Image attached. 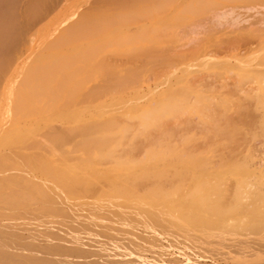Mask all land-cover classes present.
Returning a JSON list of instances; mask_svg holds the SVG:
<instances>
[{"label": "rangeland", "instance_id": "rangeland-1", "mask_svg": "<svg viewBox=\"0 0 264 264\" xmlns=\"http://www.w3.org/2000/svg\"><path fill=\"white\" fill-rule=\"evenodd\" d=\"M49 1L50 0H48V2ZM56 1H58V2H55L56 4L51 3L52 5H50V7H49L51 9V6L53 8V6L55 5V8L52 9L53 11L51 10L52 14L50 15V18L45 16V15H49L48 13H50L49 12L50 9L48 8V6H46L47 7L46 10L43 9V8H45L44 7L45 4L48 2L46 0L45 1L41 0L39 2L41 9L38 11V16L39 15L41 16V17L39 16L40 20H42V16H43V20L44 19H46V20H44V22H41L39 20V18H37L36 20H38V22H35V23H39V21H40L41 24H39L40 25L39 27L43 26V29L45 28L44 31L42 28H40V30L42 29L41 33H40V30H39V27L37 26V24H34V25H36L35 27H37V28H33L32 26L29 28L28 26L24 25L26 27L25 28L23 26L24 27L23 29L25 30V33H23V37H24L23 40L25 39L26 43L24 44V47L22 48V50L19 52V59L23 58L24 62H23V60H20L18 62L19 59H18V52H17L15 54L17 57H15V60L13 59V61H15V62H13L11 60L12 57H14L15 55L11 56L10 60H11L12 66L9 62L7 63V61H9V59H7V61H6V65H7L8 69L6 68V65H4L5 69H7V71L10 69L9 70L10 72H9V74L6 73L7 74L6 76L8 78H6L5 81H4L5 78L3 79L2 77H0V84H1L0 85V91L4 90V92L0 93V96H1L0 97V108L2 109V110L0 109V136L3 137L6 135V138H9V137H7V136H9V134L14 135L16 133H20V130H22L21 133L23 131H24V133H30L29 136H34V137L39 136L38 137L39 139L36 138V141L40 140V142H43V141H50L49 137H52V139H58L56 136L62 135L63 137H60V138L64 139V141L66 143H68V144L65 143L66 145L64 144L65 146H62V147L67 148L69 150L72 149L74 151V148L72 146H75V148H77V147L79 148L80 145L85 140L88 139L86 137L90 136V138H92V140H93V138H95V136L96 137L98 136L96 132H98V134L102 133L101 131H100V133H99V131L94 132L98 128L95 130L92 129L93 132H92V130H91L92 133L89 131L90 134L87 133V135L88 134L89 135L85 137L83 135V132H82V134H79V133H81V132H79L81 129L80 130L78 129L74 132L72 127L74 126L75 122L78 124V122L80 121L79 125L81 124L83 127L85 126L84 129H83V127H81L82 130H84V132H87L86 129H88V127H90V125L94 126L95 124H96V126L99 125L98 126L99 130L104 129L105 127H104L103 123H105V121H103V123H101V122H102V120H104L105 116H102L103 117V118L101 117L102 119L100 118V116L104 114L103 112L105 110L109 109L108 107H112L111 103L114 101H118L119 99L124 100V98L128 99V100L130 99V102L132 101L131 103L137 104V108L143 107V109H145L146 106L149 105L151 102L150 103L148 102V104L144 103V102L145 101H151L153 98H154L153 100H155L156 102H159L158 103L159 105L157 104L158 106L156 105V108H158L162 104H164V106L168 105L167 104L168 102L166 103V101L168 99L171 101V103H174V104L176 102H177L176 104H178L179 101L181 100L183 103V106H185V107H181L182 108L181 111L179 110V112H178V109H177L178 107H176V105H174L176 108H173V109H176L177 113H175L176 110H174L173 113H171V111L168 109V112H167L168 114L167 113L166 114L169 116L164 114L165 118L169 117L168 119H165V121H164L165 122L164 124H166L164 126V128L165 127L168 128V130L166 131V134L167 133L168 134L166 136V142L165 143L167 145H174V147H175L174 150L176 151L177 154L181 153L182 151L184 152V154H185V151H187L186 153L193 152L195 154V157L191 158V157H189L190 155L187 154L188 155L187 157L189 158V160H187L188 158H186V160L189 161V164L187 162L186 167L188 168L190 166V164H192L191 162H193V161L197 163V164L195 163L194 166L201 164L203 166L201 171L203 173H205L204 174L205 177L208 180H210L211 183H213L216 180V177H220V178L222 177L221 175L220 176L216 175L218 173L219 169H220V173H222L224 175L229 170L232 171L233 173L236 171L235 172L236 174L234 173L232 176L230 174L227 175L228 174L227 173L225 175L226 181H225V179H223L224 177H222V180L220 179V181L223 185L222 188H224L225 183L227 184L226 186L229 185L227 188H224V191L227 193L228 196L226 194H223L222 197L228 202V206L230 209L228 211H225L226 210L225 208H228V206L227 207L225 206V205H227V203L226 204L222 203V201H225V200L221 199L222 200L221 202L219 200L218 203H216V197H214V195H213V197L210 198V195H209V201H211L209 204L213 203L212 206H214V207L216 204L218 206L222 205L221 207L225 209V210H223V212L220 216V217H222L221 219H224L225 221L221 222L220 220H218V218H220L218 216V214L220 215L221 212H218L215 208V209H213L214 211L212 210L214 212V214L211 211V213L213 215L210 218H208V220L211 219L210 223H207L208 220L206 221L205 218H207L208 215H210V214L206 215V211L201 209V211H200L201 213H199V212L198 213L200 215L203 214L200 217L201 218L203 217L205 219L204 221H206V224H208V226H206L205 222L202 221L203 218L200 219L198 217L197 223H198V220H201V222L204 223V225L206 226V228H204L205 226L202 223H200L201 224V226H199L200 229H198L197 227H192V226H191L192 229H190V227L187 229L184 225L179 226L181 224L178 225L177 222H175L171 219L167 220L168 218L165 220H162L165 217L162 216L164 218H161L160 216H157L159 214L156 210H155V212L157 213V215H155L156 213H153L150 215L152 217H146V215L144 217L145 210L141 212V210L139 209V211L141 213H143L142 217L145 218V219L142 218L143 221L144 220L147 221L148 219L153 218L154 220L152 219L151 221H153V224L156 222L155 223L156 225L154 224L156 227H158L157 225H159V230H157L158 228H156L155 226L153 227V225H151V227H153V229H151L150 226H149L150 227L149 228L147 226L148 224L146 223L147 224V225H145V227L147 226L146 232H148V228H149V231L153 232V234L150 232L147 234H144L145 233L143 231L144 228L142 229V227H140L141 230H139V228H138V230L136 232H139V234L142 238H146L144 235L152 234V235H148L147 240L150 237H151V239H153V238L156 239L152 242L154 244V247L156 245L155 251L153 252V254L155 252H156V254L157 253L159 254V255L157 254L158 256H160V254H161V256H160L161 259H156L159 264H162V263L167 264L169 262L168 260L171 259V257H172V260H176V259L179 260V261H177V260L176 261L180 264L181 263L182 264H201V263L204 264L205 262H206V264H214V263L215 264H220V263L221 264H243L246 261L249 262V260H250L249 257H247L246 258L247 260H246L245 257H240V256L234 255L235 257L234 256H229V257L224 256V257H222V258H224L222 260L220 257L218 258V260L216 258L215 260H216V262H218V263H216L215 260L213 259V258H215V256L213 258L209 257L208 254L205 253V251H202L201 249L192 248V245H190V246L188 245L190 242L187 243L186 241H190V239L196 240L198 235L204 241H207L208 238L211 241H213L212 236L214 238H215V236H219L220 238L218 237V239H220V240H226L225 237L226 238L230 237L228 239H232V237L234 235H235V237H233V239H237V237L239 239H240V237H241V239H244V238L250 239V238H254L255 236L260 237V238L264 237V78H263L264 77V64H262L264 62V0H119V1L118 0H86V1L85 0H65V1L64 0H61V1L56 0ZM135 1H136L137 5H136V3H133ZM109 2L111 3V5L109 4ZM66 5L67 6L70 5L71 7L70 6L67 7ZM118 5H119V8L116 9L115 7H118ZM168 5L170 7H168ZM133 7L136 10H134ZM105 8H107V10H105ZM55 9L56 10L59 9V10L56 11ZM119 9H120V11H119ZM141 9L143 10V12ZM200 9L202 10V12H200ZM150 10H152L153 12ZM135 13L136 14L138 13L139 16L137 17L138 14L136 15ZM190 13H193V14L190 15ZM90 14H92V15H90ZM96 14H97V16H96L97 19H100V20L101 19L103 20L102 15L105 14L106 18L107 19L109 18L108 19L109 23L106 22L107 25H104L103 21L104 20L107 21V19H105V18L103 21L102 20L101 21L96 20L95 19ZM141 14L144 17H142ZM57 15H59V16H57ZM80 15H82V17L84 15L87 18L90 16L91 19L90 18L89 19L95 20V23H94V21H89V22H92V24L93 25L95 24L96 26L94 25L93 26L94 28L91 27L92 25L90 27H88L90 24L88 22H85L87 24H84L86 27L84 25L82 27L81 24H79L81 26V27L78 26V29H77L79 31L78 32L79 34H77V31H76V34H73L71 36V39H70V35H71L70 33H75V32H73L74 30L72 28L75 25L77 28V24L79 22L78 18H80ZM131 15H133V16H131ZM192 15H194V16H192ZM64 16H66V17H64ZM116 16H118L117 17L118 19L115 18ZM155 16H156V18H155ZM57 17L58 18L60 17L59 18L60 20L59 19L56 21L54 20L56 24L58 23L56 25L50 19H52V18L57 19ZM75 17H77V18L75 19ZM112 17H113V20H110ZM87 18L86 19L82 18L81 22H84V20L87 21L88 20ZM114 19L116 20V23H115ZM141 19L143 21H141ZM47 20L51 21V22L49 21V24L54 23V25H52V24H51L52 26L48 25ZM127 20H129V21L127 22ZM97 21H98V23H97ZM159 21H162V22H159ZM75 22H77V24H75ZM99 22H103L102 25L104 26L105 29L108 26L107 31L104 28L102 29L100 27L101 23H99ZM112 22H114L115 26L113 25ZM126 22L128 24H131V25H128ZM42 23L43 24L45 23L44 24L45 26ZM67 23H69L70 25L72 24L71 25L72 27H69L70 25H66ZM151 23H152V25H151ZM153 23H156L157 25H155ZM150 25H151V27H148ZM159 25H160L161 30L159 28L157 29V27ZM173 25L174 26L176 25V26L174 27ZM112 26L115 29L112 30V28H113ZM50 27L51 28L53 27L54 31ZM56 27H57V29H56ZM87 27L89 28L88 30L86 29ZM143 27H146L147 30ZM172 27H174V28H172ZM48 28H49V31L47 30L48 32H46L45 30ZM62 28L64 31L62 30ZM65 28L67 30L71 28V31L72 30L73 31L71 32L70 30H68L69 32H67V30ZM76 28L74 27V29H76ZM82 28H84L86 31H84V29H82ZM90 28H93V30H90ZM100 28H101V30H100ZM109 28L111 30V33H109V31H110V30H108ZM139 28H141L142 30H140ZM148 28H150V29H148ZM26 29L27 30L31 29L32 31L29 30L26 32ZM34 29H36V30H34ZM37 29L39 30V32H37ZM95 29H97V30H95ZM151 30H152V32L153 31H155V32L151 33ZM33 31H35L34 37L37 39L32 38L33 33H31V32H33ZM51 31H52V35L49 34V32L51 33ZM93 31H94L93 34L96 36V38H94L95 36L92 34ZM95 31H97L98 34ZM124 31H125V33H124ZM28 32L31 34L28 35L29 34ZM36 32L38 33V35ZM43 32L45 34L48 33L49 35L46 34L47 35L46 36ZM62 32H63V34H62ZM86 32H87V34H86ZM66 33L67 34L69 33V35H67V36H69L68 39L71 40L70 44L68 46L66 44L69 43V42H67L69 40L64 35ZM89 33H91V34H89ZM99 33H103V34H99ZM126 33H127V35H126ZM155 33H157V34L155 35ZM43 34L45 36H43ZM59 34L60 35L62 34V36L59 37ZM88 34L90 36H88ZM56 35L58 36V38ZM78 35H80V36H78ZM97 35H100L101 37L97 36ZM103 35H105V36H103ZM147 35H148V38H147ZM154 35L155 36L159 35V37H157V38L159 39L158 41H160V42H158L156 40L157 38L154 37ZM63 36H65L66 38L65 37L62 38ZM107 36H109L110 38ZM73 37L75 39H73ZM91 37H92V40H91ZM162 37H163L164 41H161ZM164 37L168 40H166ZM54 38H55V40H54ZM32 39H33V41H31ZM57 39H59V40H57ZM60 39L63 40V42L62 41L60 42V45L62 43L66 42L65 44H63V47H62L63 49L61 48L62 45L61 46L59 45L60 48H57L59 46L56 45V44H59L58 41H60ZM65 39H67V40H65ZM97 39H98V41H97ZM124 39H126V41ZM127 39L129 42H131V44L133 42H138V43H135V45L134 44L130 45L129 42H127ZM130 39H131V41H130ZM134 39L135 40L137 39L138 41L137 40L135 41ZM104 40L110 41V43H112L113 45L112 44L110 45V43L108 44V41L106 42ZM165 40H166V42H165ZM169 40H171V41H169ZM72 41H73V43H72ZM96 41H97V43H96ZM100 41H103V42H101L98 45V43ZM120 41H122V42H120ZM92 42L96 43V45L94 43L95 47H92V44H93ZM123 42H125V43H123ZM147 42H149V43H147ZM119 43L121 46L124 44H126V45L121 47L119 45ZM53 45H54V47L56 45V48H53L54 50L52 51ZM76 45H78L79 47H76ZM105 45H106V47H105ZM109 46H111V47H109ZM148 46H150L151 48ZM26 47H27V49H26ZM32 47H33V49H32ZM43 47H44V49H48V50L47 51L42 50L41 48H43ZM87 47H89V49ZM132 47L134 49L136 47L138 50L137 53H136V50L134 51L135 52L134 55L135 56L137 55L136 56L137 59L134 58V55L131 54L132 51H131V53L129 52ZM138 47H139V49H138ZM146 47L148 48V49H146L147 52L143 50ZM149 48H150V50L151 49L153 50V51L151 50L152 52H154V51H156V52H154L152 55L151 54L152 52H150ZM160 48H162V49L160 50ZM40 49L42 50V53H41ZM56 49L58 50V52ZM66 49H68L69 51H66ZM86 49L88 50V52ZM103 49H104V51H103ZM158 49L160 51H158ZM59 50L61 52L60 54H59ZM82 50H83V52H81ZM119 50H121L120 51L121 54L120 53L117 54V52H119ZM142 50H143L144 55L146 53L148 54V52H149L151 54V56L149 55L151 58H148L149 57L148 55H145L143 58L142 57L143 54L141 53ZM111 51L113 53H111ZM124 51H126V52H124ZM54 52H55V54H54ZM89 52H90V54H89ZM123 52L128 54V55L126 54L127 57L125 56V54ZM22 53L24 54L23 57H22V55H23ZM72 53H74L75 56H73ZM76 53L77 54L79 53L80 56L77 55ZM81 53L85 56H82ZM95 53H96V55L98 53V55L95 56ZM47 54L48 55H50V54L56 55L57 57L56 56L53 57L56 60L54 59V61H53V58L51 56H49L50 57L49 58ZM58 54H59V56L61 55L60 56L61 58H64L66 55H68V57L66 56V58L63 59V60L66 59L65 62H67L68 64L65 63L63 65V63H64L63 60L60 58L62 61L61 62L60 59H57V58H59ZM27 55H28V57H27ZM39 55L43 56V57H41V60L39 58H37V60L34 61L33 59H35L36 56L39 57ZM46 55L49 59L46 57ZM130 55L132 58H134L133 60L131 57H129ZM62 56H64V57H62ZM76 56H78L79 58H77ZM103 56H104V59L102 58L103 62L101 63L99 61V59ZM69 57L72 59H70ZM93 58H96V60ZM76 59H79L78 62H81V63H75V62H77ZM72 60H73V62H72ZM83 60L84 61L91 60V61H90V63H88L89 61L85 63ZM31 61H33V62H31ZM51 61H53V62H51ZM82 61L86 64V67H88V70L91 69V71H93V72L90 71V73H88L89 76L87 75V72H89L87 70V68L83 67V69L86 70V73H85L82 70V68L80 69L78 67L84 73L83 75L82 74L80 75L79 73H82V72L79 71L78 68H76L77 66L82 67L85 65L84 63H82ZM96 61H97V63L98 62L99 63L98 64L96 63V65L93 64V62H96ZM20 62H23V63H20ZM37 62L39 65L37 64ZM46 62H48V63H46ZM55 63L58 64V68H60V67L62 68L63 66L69 65V69H68L69 72L65 71V69L68 68L67 66L62 68L63 69V72H62V69H60V70L57 69V65H55ZM109 63L112 67H115V68L109 70L110 69V68H108ZM8 64L11 66V68L8 66ZM41 64L44 66H42ZM45 64H47V65L51 64V66L49 65V67H47V65L45 66ZM79 64H81V65H79ZM59 65H63V66L59 67ZM74 65L75 66L77 65V66L74 67ZM101 65H103V67H104V68L102 67L103 69L101 68ZM105 65L107 67H105ZM110 65H109V67H110ZM12 67L14 69L13 71L16 72L15 74L12 73ZM29 67H32V68H29ZM33 67H35V69H34L35 71L33 70V72H32L31 69H33ZM98 67H100V68H98ZM25 68L26 69L28 68V69L26 70ZM74 68H76V70ZM5 69L3 67V74H1L0 76H2V75L5 76L4 72H7ZM17 69H19V72ZM23 69L26 70L25 72H27V71L29 72V69H30L31 72L27 73V75H26L23 73V71H24ZM46 69L49 73L48 72L45 73L46 71L44 72V70H46ZM71 69H72V71H71ZM129 69H131V71ZM179 69H181V70H179ZM20 71H22L21 74H20ZM100 71L102 73H100ZM106 71L107 72L109 71L111 73L107 74ZM60 72H62V73H60ZM77 72L79 75L77 74ZM58 73H60V74H58ZM63 73H66L65 77H63L61 75ZM73 73H75L76 75L75 74L72 75ZM91 73L94 74L93 77H90ZM116 73H117L118 77L116 76ZM10 74H11V76H10ZM28 74L33 75V76L32 75L31 76L33 77L35 82L33 81V79ZM48 74L50 77L48 76ZM96 74L98 75V77ZM172 74L174 77L172 76ZM46 75H47V77H49V78H47V80L45 77ZM63 75H65V74H63ZM70 75H71V77H70ZM120 75L126 76V77H128V76L134 77L132 79V81L134 80V82L132 83L130 80H128L129 77L126 79H125V77H123L124 78L123 79V78H121ZM21 76L23 78L22 82H24L23 80H25V82H28V80H29V82L33 81L34 84L37 83V84H35V85H37L36 87L39 88V86H40V88H39L40 90L33 85V82H32V86L30 85L31 83L28 82L29 86L26 83V85L23 87L25 82L23 84H21L22 82L18 81V77L20 79ZM35 76H36V78H35ZM84 76H85V78H87V80H86V82L83 83L84 86H83V84L81 86L80 85L82 82L81 78H83ZM100 76H101V78H100ZM29 77H30L31 81H30ZM69 78L71 79V81L73 80V83H75L74 87H73L72 82H70V81L68 82V80H70ZM168 78H169V80H168ZM48 79H49V81H48ZM11 80L13 83L11 82ZM76 80H78V81L75 82ZM80 80H81V82H80ZM109 80L112 82V84L114 83L115 86H118L119 89H122L121 90L122 92L119 93L118 88L116 90V89H112L111 86L109 87V85H110V83H108ZM102 81H108V82H106L107 83L106 86H108V87L104 86L102 84ZM261 81L263 84L260 83ZM2 82H5V83L10 82V83L5 84ZM19 82H21V83H19ZM78 82H79V84H77ZM186 82L189 84H187ZM46 83H48L49 86ZM125 83L129 84V86H131L130 87L131 89L128 87H125V86H127V85H125ZM184 83H185V85H184ZM96 84L101 85V86H99V88H97L95 86ZM4 85H7V87L10 89L11 92ZM79 85L82 89L80 87L77 88V86H79ZM1 86L5 87L7 89L2 88ZM13 86H14V88H13ZM17 86H18V88H17L18 92H20L22 90L20 92V93H22L21 95H19L20 93L16 94V95L13 93V92L16 93V91H14V90L16 89ZM26 86L28 88L32 87V89H31L32 93H31L30 88H29V94L32 96L31 98H30V95L27 93L28 90H27ZM132 86H134V87H132ZM35 88L38 89L37 90L38 92L36 91ZM155 88L160 89V90H158V93H159L158 97H157V90ZM165 88L167 90L170 88L171 89L168 90V92H167V90ZM177 88H182L183 90L177 89ZM190 88H191V90H190ZM12 89H13V91H12ZM34 89H35V91H33ZM73 89H76V90L81 89V90H78L80 92V93L78 92L79 93L78 94L77 91H74ZM86 89H88L87 90L88 93H86ZM132 89L133 90L137 89V90L134 93V91ZM154 89H155V92L153 91ZM173 89H175L176 92H178V93H176L175 90H173ZM112 90H114V91L116 90V92L118 91V93L121 94L122 96L120 95V98H119V96H118L119 94L118 93H112ZM164 90H166V91H164ZM179 90L184 91L183 92L184 97L182 95V96H180V99H178V97H179L178 94H180ZM39 91H41V93ZM44 91L47 93L43 94ZM67 91L70 94V96L67 95L68 94V93H66ZM141 91H143L144 93H141ZM163 92H167V93H163ZM185 92H187V93H185ZM25 93L28 94L29 99L33 98L35 100L39 99L40 97L38 98V96L40 94H42L43 96L39 99V101L40 100H42V101H40L39 105L37 104L39 102L36 103V101L33 99L29 100L27 98L28 101H26V98L23 97V95ZM136 93L142 95L141 96L143 99V100L141 99L142 102L139 100L141 97L139 95H137ZM152 93H154V94L156 93V94L154 95ZM12 94H14V95H12ZM109 94H110V96L112 94V97H110ZM113 94H115V95H113ZM116 94H118V95H116ZM167 94H172L174 99L175 100L177 99L178 101L173 102L174 99L168 98L169 96ZM7 95L8 96L12 95V96L9 97V99H7V100L1 99ZM144 95H146V96H144ZM8 96H7V98H8ZM24 96L27 97V95H24ZM50 96H51V98L53 97L52 99H54L55 102L53 100L51 101ZM67 96H69L70 98H68ZM194 96H196V97L202 96V98H199V99L197 98L198 100H196L194 98ZM109 97H110V99H109ZM117 97H118V100L116 99ZM145 97H147V98H145ZM160 97L161 98L167 97V100H164V102H162L163 100L162 101L160 100L162 103V104H160V101H157V100H159ZM11 98H14V99H11ZM16 98H17V100H15ZM113 98H115V99H113ZM156 98H157V100H156ZM69 99H71V100L74 99V100L71 102V100H69ZM112 99H113V101H111ZM146 99H148V100H146ZM185 99H187V100H185ZM200 99H202V100L199 101ZM5 100L6 101L9 100L8 101L9 103L8 102L6 103ZM81 100H82L83 104H81ZM85 100L86 101L88 100L91 102L86 103ZM15 101H19L20 108L17 106L18 104L16 105V108H17V110L18 109L20 110V113H16L17 115L13 116V114L15 113V112L12 113L13 110L15 109L13 107V105L15 106V104H16ZM29 101H31V102L34 101V104L33 103L32 104L34 105V107L36 106V109L38 108L37 111H35V110L31 111L30 110V109H32V105H30L31 103H29ZM125 101H127V100H125ZM139 101H140V103H139ZM193 101L194 102L199 101V102L194 103ZM221 102H223L224 104L222 103V105H220ZM4 103H6V105ZM88 103L89 104L91 103L90 107L91 108L93 107L92 109L89 107ZM95 103L97 106L95 105ZM100 103H101V106H100ZM141 103H143V104H141ZM155 103H153V105ZM191 103H193L195 106H193ZM196 103H199V104L196 105ZM200 103H202V105ZM206 103L210 106L211 109H209V111L211 113H205L204 111L202 112V110H206V109H204V106H203V104L205 105ZM103 104L108 106L107 108H105L106 106L104 107L105 110L103 109ZM180 104H181V102H180ZM141 105H143V106H141ZM198 105H200V106H198ZM172 106H171V108H172ZM202 106H203V109H200V108H202ZM10 107H13L14 109L13 108L11 109ZM25 107H26V109H25ZM41 107H44V108H42V110L38 111L39 108H41ZM153 107L155 108V106H153ZM181 108H179V109H181ZM227 108H229V109L227 110ZM27 109L33 113H37V112L38 113L36 115L33 113L32 114L30 113L31 116L33 115L32 117L29 115L26 116L28 114V113L26 114ZM75 109L77 111H81V112H77V111H75ZM93 109H95V110H93ZM173 109H171V110H173ZM17 110H16V112H17ZM44 110H45V112H44ZM102 110H103V112H102L103 114L101 113ZM109 110H111V109H109ZM187 110H189L190 112ZM112 111L113 110L109 111L110 112L109 114L112 115V113H113ZM116 111L117 110H114L115 113H113V114H115L114 115V117L116 119L115 123L116 124L118 123L117 125L120 128H122L123 126L125 127L126 124L128 125L129 124L128 122H130V124H132V127L135 126L136 123L138 124L136 126H139L137 118H135V119H137V121L135 120L136 123L134 121H131V120H134V118H131L130 121H128V120L126 121V120H123V119H126V117L122 113H120L119 111L118 112L120 113V115L117 114ZM184 111H186V113L188 112L189 114L187 113L188 115H186V113ZM197 111H201V112L199 113ZM207 111H208V109H207ZM39 112H41V113H39ZM59 112L60 113L62 112L61 116L64 118L59 116V114H60ZM90 112H92V113L90 114ZM181 112L185 113V117H187V116H189V117L185 118L183 115H181ZM72 113H73V115H72ZM190 113L192 115H190ZM38 114L40 115V117L38 116ZM171 114H174V116H176V114L177 115L180 114L181 116L178 115L177 117L173 118L172 117L173 115H171ZM203 114H205L206 117H209V114H211L214 118L212 116L210 118L213 119L214 123L213 122L211 123L210 120H207ZM207 114H208V116H207ZM19 115H22L21 116L22 118L19 119V117H20ZM91 115L93 116V118ZM111 115H110V118L112 117ZM198 115H200L201 117ZM41 116H44V118L43 117L41 118ZM182 116H183V119H182ZM76 117H77V119L75 120ZM107 117H109V116H107ZM107 117L105 118L106 120H107ZM202 117L205 118L206 120L204 119L205 120L204 121L202 119ZM95 118H96V120H95ZM21 119H23V120H21ZM37 119L38 120L40 119L39 120L40 122H37ZM100 119H101V122H100ZM174 119L175 120L177 119V120L175 121ZM227 119H228V121H227ZM5 120L6 121L8 120V121L5 122ZM41 120H42V122H41ZM85 120H88V121H85ZM92 120L95 121L96 123L91 122ZM206 121H209V122H207L208 124L205 123ZM24 122H26V123H24ZM121 122H122V124H121L122 127L119 125V123H121ZM173 122H176V124ZM183 122H185V123L183 124ZM84 123H85V125H84ZM172 123L176 126H174ZM58 124H59V128H57ZM214 124H216L215 125L216 127L214 126ZM231 124H232V126H231ZM20 125H22V126L20 127ZM39 125H40L39 128L41 130L37 127ZM45 125H47V129H46V127H44ZM48 125H50V127L53 125L52 126L53 129L51 128L52 130H54L53 132L50 131V129H49L50 127ZM4 126H5V128H3ZM41 126L43 128H41ZM80 126H79V128H80ZM228 126H229V129H228ZM234 126H236V127L234 128ZM238 126L240 127L237 130L238 133H232V132H234V130L236 131ZM18 127H20V130L17 131L16 128H18ZM74 127H76V126H74ZM132 127L129 129L127 127H125V128H127L128 132H129L132 129ZM175 127H176V129H175ZM202 127H206V128H202ZM55 128H56V130H55ZM67 128L70 129L69 130L70 132L67 131ZM76 128H78V126ZM4 129L5 130L8 129L7 131L9 133L7 131H4ZM133 129H137V127L133 128ZM170 129H173V131L171 130L169 132ZM226 129H228V131ZM1 130H3V131H1ZM29 130H30V132H29ZM175 130H177V131H175ZM55 131L59 132V134L55 133ZM204 131L206 132V134H204L205 133ZM49 132H50V135L52 132L51 136H49ZM67 132H69L70 134ZM24 133H23V135H24ZM53 133H55L57 135L55 136V135H53ZM71 133H72V135H71ZM153 133H154L153 135H155V136H157L158 133L161 134V132L156 130V129H153ZM174 133L176 134V136ZM129 134H131V133H128V135ZM236 134H237V136H235ZM69 135H71L70 137H72V138L74 136V139L69 140L70 139ZM128 135H127V138H128ZM168 135H170L169 138H168ZM202 135H203V137H202ZM92 136H94V137H92ZM240 136H241V139L239 138ZM185 137L186 138L192 137V138L184 141V139H186ZM127 138L124 139L126 142L122 140L120 144L122 146L126 144L124 147L129 148L131 146V141H130V139L127 140ZM79 139H80V143H78ZM178 139L179 140L182 139V141H184V143H183L184 147L180 146L181 143L178 141ZM41 140H43V141H41ZM61 141H63V140H61ZM141 141H139V138H135L132 142H133V144L138 143L142 146V145H144V142H143V140H141ZM219 141H222V142L219 143ZM72 142H73V144H72ZM123 142H124V144H122ZM236 142H238L239 144H237ZM217 143H219L218 146H216ZM221 143H223V144H221ZM122 146L118 145L117 150H116V146L114 147V142H112V144H111V147L113 149H115V152L118 151V149H119V152L121 151V149L123 150ZM200 146L202 148H200ZM62 147L58 146V149H60ZM178 147H180L183 150L182 151L179 149L177 150ZM196 147L197 148L199 147V149H197ZM3 148H4L3 149L4 151L2 150V147L0 148V151H1L0 153L6 152L3 154H7L9 152V150H7L8 151L7 152L6 148L5 147H3ZM58 149H56V151H59ZM189 149H190V152H188ZM34 150L36 152L43 153V150H41L40 147L36 148V149H29V151H34ZM197 150L199 152L202 151L201 154L199 153L200 155H197L198 157L201 156L202 154H205L204 156H201V158H198L199 160L204 158V160H206V162L209 161L211 163V164L210 163L207 164L208 166L206 167V169L213 168L214 170L216 169L217 171L216 170L214 171L212 169H210V170H212V172L214 171V173H212L210 170H208V173H207V171H205L206 169L204 167L206 164H204V163H206V162L201 163L203 159L200 162L198 160L197 161L195 160L197 158L196 157ZM53 152L56 153L55 151H53ZM59 152H57V153H59ZM117 153H115V154H117ZM193 153H192V155H193ZM140 154L138 152H136L135 156L137 158H141L142 154H143L142 151L140 152ZM72 155H73V157H72ZM76 155H77L76 152H73V153L70 152L68 154V156L67 155L66 156L67 157L70 156L69 157L70 159H72V158L75 159ZM221 156H223V157H221ZM213 157H215V158H213ZM205 158H208V160ZM74 159H72V160H74ZM106 161H104V162H106ZM221 161H223V162H221ZM226 161L229 162V163H227L228 167L231 165L233 167L231 166L230 169H227L225 172L223 170L228 168V167L225 168V166L227 165L225 163ZM104 162L102 164H104ZM231 162H232V164H231ZM234 163H235V165H234ZM106 165L107 164H105L104 166H106ZM191 166H193V165H191ZM240 166H242V167H240ZM187 168L185 169V171L186 172L189 171V173H185V174H188L190 176H189V178H187L186 182L189 183L188 186H192V182H191L192 179H191L190 171L194 170V169L189 170ZM191 168H193V167H191ZM197 170L198 169H196V171ZM166 171H167V173H169L168 175L171 176L172 173L170 171H172V169L170 170L168 168ZM199 171H197V172H199ZM239 171H241V172L245 171L244 173L246 174L247 177L244 175L243 181H242V179H237L238 181L236 180L237 173ZM197 172H196L197 175L195 174V171H193L192 174L194 173L196 176H199L200 174L198 175ZM173 173H174V171H173ZM214 174L216 176H214ZM235 175H236V178H235ZM228 176H229V178H228ZM239 176H241L240 172L238 173V177ZM170 179L168 180V184H167L168 189H171L170 186L172 187L175 184L174 183L175 179H173L172 177H170ZM239 180H241V181H239ZM222 181H224V183ZM228 182H230V183H228ZM188 183H186V186ZM239 183H242L244 185L243 190L245 188L248 189L247 191L245 190V192L243 193L244 196L242 195V193L240 191H237V190L243 191L242 189H240V187H238V185L239 186L242 185ZM102 184H99L98 186L103 187ZM249 187H251L250 188V189H252L251 191H253V189H254L255 192L254 193L251 192ZM233 192H235V193L238 192L239 194L236 193L237 195H235V193H234V195H232ZM246 192H247V194H246ZM255 193H257V194H255ZM224 195H225V197H224ZM239 195H241V196H239ZM233 196H235V197H233ZM236 196L237 197L239 196V197L236 198ZM242 197H244V198H242ZM233 198L235 200H233ZM243 202L245 205H243ZM236 206H238L237 207L238 209H236ZM241 206H243L246 209L242 210L243 207H241ZM131 207L132 206H130V208ZM239 207H241V209ZM123 208L126 209L128 207L126 206ZM231 208L233 211L231 210ZM128 210H130V209L128 208ZM134 210H135V208H134ZM127 211H125V212H127ZM131 211L133 212V208H132V210H130V212ZM150 211H153V210H150ZM150 211L148 210L149 213L146 211L147 212L146 214H150ZM130 212L128 211V213H130ZM121 213H124V211L123 212L121 211ZM128 213H126V215ZM131 213H130L131 216L135 215V213H133V214H131ZM223 213H224V215H223ZM136 214L138 215V213H136ZM176 214H177V212H175V215ZM199 214H198V216H199ZM124 215H125V213H124ZM225 215H227V217ZM127 216H129V215H127ZM223 216H224V218H223ZM133 217H135V219H136V215ZM139 217H138V219H139ZM158 217H160V218H158ZM142 219L140 217L139 220H142ZM158 220H161L162 222L158 224ZM148 221L150 224V220H148ZM168 221H172V224L170 225V222H168ZM179 223H181V222H179ZM259 223H261L260 226H259ZM168 224H169V227H168ZM182 224H184V223H182ZM188 225H191V223ZM225 225L227 228L228 227H230V228L227 229L225 227ZM211 226L213 229L211 228ZM176 227L183 235H180L181 233L178 232V230H174V232L176 231L179 234L174 233L172 235V233H173L172 229L173 228L176 229ZM126 228L128 229V227H126ZM170 228H172V229H170ZM181 228H183L184 231H182L183 229H181ZM185 228H186V230H185ZM195 228L198 229L200 232H198ZM209 228L212 229V232H209V230H210ZM169 229L172 231H170ZM193 229H194V231H193ZM205 229H208V230H206L207 232L205 231ZM219 229H220V231H219ZM226 229H227V231H226ZM156 231L157 232L159 231V233H157ZM168 231H170V234L172 236L168 233ZM185 232L186 233L188 232V234H190V235H187ZM205 232L207 234H211V233H214V234L207 235L206 238H204ZM232 232H233V235L230 234ZM235 232H240L241 236L239 235V233L237 234ZM160 233H161V235H160ZM199 233H201V235ZM159 235H160V237H158ZM174 235L176 237L175 239L172 238ZM177 235L181 236L180 239H178ZM193 235H194V237H191ZM195 235H196V238H195ZM221 236H224V239L221 238ZM140 238L137 241V242H139L138 243L139 246H141V245L142 246L144 245L143 247L148 246L147 248L145 247L146 250L144 252H146L150 248H153V247L149 246V243H147L148 244L147 245L146 241L144 242V240L142 238H141L142 239V242H141ZM182 238H183V240H181ZM185 238H186V240H185ZM200 238H198V239L200 240ZM172 239H173V241H172ZM209 239H208V241H210ZM184 240H185V242H184ZM180 246H182V247H180ZM179 247L181 249H179ZM185 247H186V249H185ZM189 247H190V249H189ZM167 248L169 250H167ZM160 249H162L161 250L162 253L159 251ZM152 250L153 249H150L151 253H152ZM182 250H183V252H181ZM194 250L195 251L197 250L199 253L196 252V254H193V253H195ZM145 254H146L145 257H147L148 259L153 258V254L151 255L148 252H146ZM164 254H167V255H164ZM168 256L170 258H168ZM174 257H175V259H173ZM199 258L200 259L203 258L205 261L203 260V262H202ZM235 258H237V259L239 258L240 261L236 260ZM259 258H264V257L259 256ZM241 259H243V260L245 259L246 261L242 260V263H240ZM159 260H160V262H159ZM220 260L225 261V262L224 263L219 262ZM165 261H166V263H165ZM187 261L188 262L191 261V263H188ZM198 261H200V262H198ZM153 262H155V264H156V261H153Z\"/></svg>", "mask_w": 264, "mask_h": 264}, {"label": "bare ground", "instance_id": "bare-ground-1", "mask_svg": "<svg viewBox=\"0 0 264 264\" xmlns=\"http://www.w3.org/2000/svg\"><path fill=\"white\" fill-rule=\"evenodd\" d=\"M41 0H0V75L1 74H3V67H4V69H5V66L4 65H6V61H7V59H9V61H7V63L9 62L10 64H11V66H12V63H11V60L13 61V59L15 60V57H17L15 54L18 52V59H19V52L22 50V48L24 47V44L26 43L25 42V39L23 40V33H25V30L23 29L25 26H28L29 28L32 26L33 28H37V27H35L36 25H34V24H37V26L39 27L40 25L39 24H41V22H44V20H46V19H44L43 20V16H42V20H40V18H39V16H38V11L41 9L40 8V2ZM45 1V0H44ZM47 2H48V0H46ZM54 1V2H53ZM50 0L48 3H46L45 4V8H43V9H47V7L46 6H48V8L50 7V5H52V4H56L55 2H58V1H56V0ZM61 1V0H60ZM65 1V0H64ZM86 1V0H85ZM119 1V0H118ZM52 3V4H51ZM60 3V2H59ZM119 3V2H118ZM133 3H136V1L135 2H133ZM139 3V2H138ZM109 4L111 5V3L109 2ZM120 4V3H119ZM141 4V3H140ZM157 4V3H156ZM64 5V4H63ZM136 5H137V3H136ZM65 6V5H64ZM67 6V5H66ZM68 6H70V5H68ZM67 6V7H68ZM109 6V5H108ZM115 6V5H114ZM121 6V5H120ZM134 6V5H133ZM71 7V6H70ZM124 7V6H123ZM135 7V6H134ZM133 7V9L134 10H136L135 8ZM168 7H170L169 5H168ZM55 8V5L53 6V8H52V6H51V9H50V13H48L49 15H45L46 17H48V18H50V15L52 14L51 13V10L52 9H54ZM113 8V7H112ZM116 9L117 8H119V5H118V7H115ZM137 8V7H136ZM172 8V7H171ZM191 8V7H190ZM198 8V7H197ZM196 8V9H197ZM104 9V8H103ZM114 9V8H113ZM122 9V8H121ZM124 9V8H123ZM132 9V10H133ZM56 10V9H55ZM59 10V9H58ZM58 10H56V11H58ZM94 10V9H93ZM105 10H107V8H105ZM104 10V11H105ZM112 10V9H111ZM139 10V9H138ZM142 10V9H141ZM53 11V10H52ZM97 11V10H96ZM100 11V10H99ZM117 11V10H116ZM119 11H120V9H119ZM150 11H152V10H150ZM198 11V10H197ZM196 11V12H197ZM98 12V11H97ZM96 12V13H97ZM130 12V11H129ZM136 12V11H135ZM142 12H143V10H142ZM141 12V13H142ZM153 12V11H152ZM200 12H202V10L200 9ZM131 13V12H130ZM134 13V12H133ZM136 14V13H135ZM138 14V13H137ZM136 14V15H137ZM159 14V13H158ZM191 14H193V13H190V15ZM87 15V14H86ZM90 15H92V14H90ZM100 15V14H99ZM115 15V14H114ZM135 15V16H136ZM152 15V14H151ZM162 15V14H161ZM57 16H59V15H57ZM69 16V15H68ZM79 16V15H78ZM77 16V17H78ZM89 16V15H88ZM94 16V15H93ZM97 14L95 15V19L96 20H100V19H97ZM103 16V20H104V18L105 19H107L106 18V16H105V14L104 15H102ZM105 16V17H104ZM120 16V15H119ZM131 16H133V15H131ZM139 16V14L137 15V17ZM141 16L142 17H144L142 14H141ZM192 16H194V15H192ZM41 17V16H40ZM64 17H66V16H64ZM77 17H75V19L77 18ZM118 16H116L115 18H117ZM146 17V16H145ZM153 17V16H152ZM37 18H39V20L41 21H39V23H35V22H38V20H36ZM47 18V19H48ZM54 18V17H53ZM50 19V20H52V22H54L55 23V21L56 20H58L59 18L57 17V19ZM82 18H84V19H86L87 17H85L84 15H83V17H82V15H80V18H78V24H77V22H75V24H77V28H76V25L74 26L76 29H74V27L72 28L73 30V32H75V33H70L71 35H70V39H71V36L73 35V34H76V31H77V34H79L78 32V26H80L79 24H81V26L83 27V25L84 24H87V23H85V22H88V23H90L89 24V26L88 27H90L91 25V27H93L94 25L92 24V22H89V21H94V23H95V20H90L91 18H90V16L87 18L88 20L87 21H85L84 19V22H81L82 20ZM90 18V19H89ZM155 18H156V16H155ZM176 18V17H175ZM174 18V19H175ZM80 19V20H79ZM93 19V18H92ZM109 19V18H108ZM108 19H107V21H103L102 19V21L104 22V25H107V23H109V21H108ZM118 19V18H117ZM127 19V18H126ZM132 19V18H131ZM143 19V18H142ZM141 19V21H143ZM152 19V18H151ZM36 20V21H35ZM50 20H47V22H48V25H51L52 23H50L49 24V21ZM55 20V21H54ZM60 20V19H59ZM100 20V21H101ZM110 20H113V17L110 19ZM34 21V22H33ZM114 21H115V23H116V20L114 19ZM129 20H127V22H128ZM51 22V21H50ZM103 22H99V23H101L100 24V27L103 29L104 28V26L102 25L103 24ZM107 22V23H106ZM126 22V23H127ZM131 22V21H130ZM129 22V23H130ZM150 22V21H149ZM156 22V21H155ZM159 22H162V21H159ZM46 23V22H45ZM44 23V24H45ZM54 23L52 24V25H54ZM61 23V22H60ZM97 23H98V21H97ZM113 23V25H114V22H112ZM133 23V22H132ZM157 23V22H156ZM156 23H153V24H155V25H157ZM43 24V23H42ZM43 24V25H44ZM56 24V23H55ZM58 24V23H57ZM56 24V25H57ZM128 24V23H127ZM25 25V26H24ZM34 25V26H33ZM51 25V26H52ZM66 25H70L69 23H67ZM72 25V24H71ZM69 26V27H72V26ZM99 25V24H98ZM97 25V26H98ZM102 25V26H101ZM109 25V24H108ZM128 25H131V24H128ZM151 25H152V23H151ZM151 25L150 26H148V27H151ZM172 25V24H171ZM24 26V27H23ZM45 26V25H44ZM80 26V27H81ZM85 26V25H84ZM96 26V25H95ZM111 26V25H110ZM115 26V25H114ZM144 26V25H143ZM174 26V25H173ZM176 26V25H175ZM174 26V27H175ZM49 27V26H48ZM68 27V26H67ZM86 27V26H85ZM84 27V28H85ZM86 28L87 30L89 29V28ZM113 27V26H112ZM111 27V28H112ZM139 27V26H138ZM174 27H172V28H174ZM26 28V27H25ZM40 28H42L43 29V26L42 27H39V30H40ZM51 28V27H50ZM84 28H82V29H84ZM94 28V27H93ZM93 28H90V30H93ZM101 28H100V30H101ZM107 28H108V26L106 27V31H107ZM143 28H145L146 29V27H143ZM160 29V25L157 27V29ZM170 28V27H169ZM41 29V30H42ZM45 29V28H44ZM44 29H43V31H44ZM51 29H53V27L51 28ZM56 29H57V27H56ZM66 29V28H65ZM113 29H115L114 27L112 28V30ZM140 30H142L141 28H139ZM148 29H150V28H148ZM29 30H31V29H29ZM29 30H27L26 29V32L27 31H29ZM34 30H36V29H34ZM39 30L37 29V32H39ZM41 30H40V33H41ZM49 31V28L48 29H46L45 31L46 32H48ZM62 30H63V28H62ZM61 30V31H62ZM67 30V29H66ZM65 30V31H66ZM68 30H70L71 31V28L70 29H68ZM67 30V32H69ZM80 30V29H79ZM95 30H97V29H95ZM104 30V31H105ZM108 30H110V28L108 29ZM125 30V29H124ZM147 30V29H146ZM161 30V29H160ZM32 31V30H31ZM53 31H54V29H53ZM64 31V30H63ZM71 31V32H72ZM84 31H86L85 29H84ZM137 31V30H136ZM35 31H33V32H31V33H33L32 35H33V37L32 38H35L34 37V33ZM36 32V33H37ZM82 32V31H81ZM96 33H97V31H95ZM122 32V31H121ZM128 32V31H127ZM153 32H155V31H153ZM152 32V30H151V33H153ZM173 32V31H172ZM29 33V32H28ZM27 33V34H28ZM31 33H29L28 35H30ZM44 33V32H43ZM94 33V31L92 32V34ZM109 33H111V30L109 31ZM108 33V34H109ZM124 33H125V31H124ZM144 33V32H143ZM45 34V33H44ZM43 34V36H45L46 34H48V33H46L45 35ZM49 34H51L52 35V31H51V33L49 32ZM48 34V35H49ZM62 34H63V32H62ZM62 34L60 35L59 34V37L60 36H62ZM86 34H87V32H86ZM85 34V35H86ZM89 34H91V33H89ZM88 34V36H90ZM98 34V33H97ZM99 34H103V33H99ZM113 34V33H112ZM111 34V35H112ZM141 34V33H140ZM150 34V33H149ZM157 33H155V35H156ZM31 35V36H32ZM37 35H38V33H37ZM66 37H67V39H68V37L69 36H67V35H69V33L67 34H64ZM81 35V34H80ZM80 35H78V36H80ZM94 35V34H93ZM92 35V36H93ZM126 35H127V33H126ZM154 35V37H159V35L158 36H155ZM47 36V35H46ZM57 36V35H56ZM65 36H63L62 38H64ZM77 36V37H78ZM87 36V37H88ZM95 36V35H94ZM97 36H100V35H97ZM103 36H105V35H103ZM110 36V35H109ZM109 36H107V37H109ZM113 36V35H112ZM133 36V35H132ZM143 36V35H142ZM162 36V35H161ZM55 37V36H54ZM65 37V38H66ZM76 37V38H77ZM101 37V36H100ZM122 37V36H121ZM145 37V36H144ZM42 38V37H41ZM57 38H58V36H57ZM90 38V37H89ZM94 38H96V36L94 37ZM106 38V37H105ZM110 38V37H109ZM127 38V37H126ZM143 38V37H142ZM147 38H148V35H147ZM161 38V37H160ZM165 38V37H164ZM35 39H37V38H35ZM34 39V40H35ZM40 39V38H39ZM67 39H65V40H67ZM70 39H68L69 41H67V42H69L68 44H66L67 46L70 44ZM73 39H75L74 37H73ZM72 39V40H73ZM78 39V38H77ZM152 39V38H151ZM150 39V40H151ZM166 39V38H165ZM54 40H55V38H54ZM57 40H59V39H57ZM91 40H92V37H91ZM125 41H126V39H124ZM123 40V41H124ZM135 40V39H134ZM137 40V39H136ZM135 40V41H136ZM157 41L159 40L158 38L156 39ZM166 40H168V39H166ZM166 40H165V42H166ZM31 41H33V39L31 40ZM63 42V40H61L60 39V41H58L59 42V44H56L57 46H59L60 45V42ZM82 41V40H81ZM97 41H98V39H97ZM97 41H96V43H97ZM104 41H106V40H104ZM108 41V40H107ZM106 41V42H107ZM130 41H131V39H130ZM138 41V40H137ZM161 41H164L163 40V37H162V39H161ZM169 41H171V40H169ZM101 42H103V41H100L99 43H98V45L101 43ZM112 42V41H111ZM120 42H122V41H120ZM127 42H129L128 41V39H127ZM133 42V41H132ZM150 42V41H149ZM149 42H147V43H149ZM158 42H160V41H158ZM164 42V43H165ZM176 42V41H175ZM38 43V42H37ZM66 43V42H65ZM65 43H62L60 46H61V48L63 47V44H65ZM72 43H73V41H72ZM77 43V42H76ZM93 43V44H92ZM91 44H92V47H95L94 46V43L95 42H92ZM96 43H95V45H96ZM105 43V42H104ZM110 43V41H108V44ZM123 43H125V42H123ZM122 43V44H123ZM135 43H138V42H133L132 44H131V42H129V44L130 45H135ZM78 44V43H77ZM107 44V43H106ZM112 43H110V45H111ZM174 44V43H173ZM43 45V44H42ZM56 45H55V47H54V45L52 46V51L54 50L53 48H56ZM113 45V44H112ZM119 45H120V43H119ZM124 45H126V44H124ZM124 45H122V46H124ZM128 45V44H127ZM31 46V45H30ZM29 46V47H30ZM60 46L59 47H57V48H60ZM65 46V45H64ZM71 46V45H70ZM75 46V45H74ZM104 46V45H103ZM121 46V45H120ZM119 46V47H120ZM121 46V47H122ZM141 46V45H140ZM139 46V47H140ZM28 47V46H27ZM27 47H26V49H27ZM36 47V46H35ZM76 47H79L78 45H76ZM75 47V48H76ZM105 47H106V45H105ZM108 47V46H107ZM109 47H111V46H109ZM139 47H138V49H139ZM148 47H150V46H148ZM31 48V47H30ZM83 48V47H82ZM88 49H89V47H87ZM101 48V47H100ZM124 48V47H123ZM151 48V47H150ZM150 48H149V50H150ZM25 49V48H24ZM23 49V50H24ZM32 49H33V47H32ZM42 50H48V49H44V47L43 48H41ZM40 49V51H41V53H42V50ZM50 49V48H49ZM63 49V48H62ZM94 49V48H93ZM92 49V50H93ZM97 49V48H96ZM102 49V48H101ZM107 49V48H106ZM117 49V48H116ZM143 49V48H142ZM146 49H148L147 47L145 48V49H143L144 51H146ZM162 48H160V50H161ZM39 50V49H38ZM57 50V49H56ZM61 50V49H60ZM60 50H59V54L61 53L60 52ZM84 50V49H83ZM83 50L81 51V52H83ZM87 50V49H86ZM91 50V51H92ZM98 50V49H97ZM118 50V49H117ZM122 50V49H121ZM121 50H119V52H117V54H119L120 53V51ZM136 50V53H137V48L135 47V49L132 47L131 49H130V53H131V51H132V55H134L135 54V51ZM143 50H142V57L144 58V56L145 55H150L151 56V54L153 55V53L154 52H156V51H154V52H152L151 50H150V52H152L151 54L148 52V54L146 53L145 55H144V53H143ZM159 49H158V51H160ZM25 51V50H24ZM23 51V52H24ZM32 51V50H31ZM45 51V52H46ZM62 51V50H61ZM66 51H69L68 49H66ZM65 51V52H66ZM90 51V50H89ZM103 51H104V49H103ZM116 51V50H115ZM157 51V52H158ZM197 51V50H196ZM29 52V51H28ZM39 52V51H38ZM57 52H58V50H57ZM64 52V51H63ZM87 52H88V50H87ZM100 52V51H99ZM124 52H126V51H124ZM123 52V53H124ZM147 52V51H146ZM31 53V52H30ZM111 53H113L112 51H111ZM23 54V53H22ZM54 54H55V52H54ZM59 54H58V57L59 58H57V59H60L61 57V55L59 56ZM77 54V53H76ZM89 54H90V52H89ZM121 54V53H120ZM125 54V56H126V54L127 53H124ZM15 55V56H14ZM36 55V54H35ZM45 55V54H44ZM48 55V54H47ZM47 55H46V57H47ZM72 55L73 56H75V54L74 53H72ZM77 55H79V53L77 54ZM81 55L82 56H85V55H83L82 53H81ZM97 55H98V53H97ZM96 55V53H95V56H97ZM128 55V54H127ZM11 56H14V57H12V59H11ZM24 56V54L22 55V57ZM49 56H51L52 58L54 57V56H56V55H48V57ZM67 57H68V55H66ZM66 56L64 57V56H62V57H64V58H66ZM70 56V55H69ZM80 56V55H79ZM94 56V57H95ZM105 56V55H104ZM104 56L103 57H101L100 59H99V61L102 63L103 62V59H104ZM137 56V55H136ZM135 55H134V58H136L137 59V57H136ZM148 57V58H151V57ZM21 57V58H22ZM27 57H28V55H27ZM41 57H43V56H40L39 55V57L38 56H36L35 57V59H33L34 61H36L37 60V58H39L40 60H41ZM47 57V58H48ZM57 57V56H56ZM77 58H79L78 56H76ZM75 57V58H76ZM99 57V56H98ZM127 57V56H126ZM129 57H131V55L129 56ZM25 58V57H24ZM50 58V57H49ZM48 58V59H49ZM64 58H61L62 60L64 59ZM70 58V57H69ZM103 58V59H102ZM132 58V57H131ZM134 58H132V60L134 59ZM146 58V57H145ZM153 58V57H152ZM11 59V60H10ZM17 59V60H18ZM47 59V60H48ZM54 59L55 58H53V61H54ZM61 59H60V61H61ZM70 59H72V58H70ZM81 59V58H80ZM87 59V58H86ZM93 59H95L96 60V58H93ZM102 59V60H101ZM106 59V58H105ZM20 60H23V62H24V59L22 58V59H19L18 60V62L20 61ZM56 60V59H55ZM68 60V59H67ZM77 60V62H75V63H81V62H78L79 61V59H76ZM149 60V59H148ZM53 61H51V62H53ZM66 61V59L65 60H63V65L65 64V63H67V62H65ZM81 61V60H80ZM84 61V60H83ZM82 61V63H86V62H88V63H90V61L91 60H87V61H84L83 62ZM150 61V60H149ZM13 62H15V61H13ZM23 62H20V63H23ZM31 62H33V61H31ZM30 62V63H31ZM59 62V61H58ZM62 62V61H61ZM69 62V61H68ZM72 62H73V60H72ZM29 63V64H30ZM41 63V62H40ZM46 63H48V62H46ZM50 63V62H49ZM57 63V62H56ZM55 63V65H57V69H62L63 67H66V66H63V65H59V67L60 66H63L62 68L60 67V68H58V64H56ZM84 63V64H85ZM96 63H97V61L96 62H93V64H95L96 65ZM99 63V62H98ZM97 63V64H98ZM16 64V63H15ZM37 64H38V62H37ZM68 64V63H67ZM83 64V65H84ZM262 64H264V62L262 63ZM23 65V64H22ZM39 65V64H38ZM42 65V64H41ZM47 64H45V66H46ZM50 66H51V64H49ZM49 65H47V67H49ZM79 65H81V64H79ZM109 65H110V63H109ZM109 65H108V68H110L109 70H111V69H114L115 67H112L111 65H110V67H109ZM8 66L11 68V66L8 64ZM17 66V65H16ZM21 66V65H20ZM37 66V65H36ZM42 66H44V65H42ZM77 66V65H76ZM75 65H74V67H76ZM100 66V65H99ZM68 68H64L65 69V71H68V69H69V65L67 66ZM71 67V66H70ZM82 68V70L86 73V70H84L83 69V67L84 68H87V70H88V67H86V64L84 65V66H82V67H80V66H77L76 68ZM103 67V65H101V68ZM105 67H107L106 65H105ZM112 67V68H111ZM183 67V66H182ZM6 68H7V65H6ZM23 68V67H22ZM29 68H32V67H29ZM72 68V67H71ZM76 68H74L75 70H76ZM78 68V69H79ZM98 68H100V67H98ZM104 68V67H103ZM102 68V69H103ZM8 69V68H7ZM7 69H5L6 71H7ZM26 69V68H25ZM28 69V68H27ZM26 69V70H27ZM35 69V67H33V69H31L32 70V72H33V70ZM73 69V70H74ZM79 69V71H81ZM106 69V68H105ZM10 70V69H9ZM7 71V72H4L5 74V76L7 75V74H9V72L10 71ZM14 69H13V67H12V73H16L15 71H13ZM18 70V72H19V69H17ZM24 70V69H23ZM26 70H24L23 71V73L24 74H26L27 75V73H30L31 71H30V69H29V72L27 71V72H25ZM108 70V69H107ZM130 71H131V69H129ZM179 70H181V69H179ZM2 71V72H1ZM35 71V70H34ZM46 71V72H45ZM71 71H72V69H71ZM89 72H87V75L89 76V74L88 73H90V71H91V69L90 70H88ZM133 71V70H132ZM44 72L45 73H47L48 71H47V69L46 70H44ZM62 72H63V69H62ZM62 72H60V73H62ZM69 72V71H68ZM82 72V71H81ZM91 72H93V71H91ZM107 72V71H106ZM117 72V71H116ZM7 73V74H6ZM22 73V71H20V74ZM49 73V72H48ZM60 73H58V74H60ZM67 73V72H66ZM66 73H63V74H65V75H63V74H61L63 77H65L66 76ZM76 73V72H75ZM75 73H73L72 75H74ZM100 73H102L101 71H100ZM111 72H107V74H110ZM118 73V72H117ZM117 73H116V76H117ZM120 73V72H119ZM19 74V73H18ZM17 74V75H18ZM77 74H78V72H77ZM80 75L82 74H84L83 72L82 73H79ZM78 74V75H79ZM115 74V73H114ZM124 74V73H123ZM122 74V75H123ZM28 75H30V77L33 79V75L32 74H28ZM32 75V76H31ZM76 75V74H75ZM86 75V74H85ZM91 76L90 77H93L94 76V74H90ZM97 75V74H96ZM102 75V74H101ZM129 75V74H128ZM5 76H0V77H2L3 79H4V81L6 80V78H8L7 76L5 77ZM10 76H11V74H10ZM25 76V75H24ZM23 76V77H24ZM48 76H49V74H48ZM105 76V75H104ZM115 76V77H116ZM121 76V75H120ZM172 76H173V74H172ZM262 76V75H261ZM20 77V76H19ZM19 77H18V81H21L22 82V76H21V80L19 79ZM30 77H29V79H30ZM46 77V80H47V78H49V77H47V75L45 76ZM62 77V78H63ZM70 77H71V75H70ZM97 77H98V75H97ZM96 77V78H97ZM118 77V76H117ZM123 77H125V79L126 78H128L129 77V79L128 80H130L132 83L134 82V80L132 81V79L134 78V77H131V76H128V77H126V76H121V78H123ZM131 77V78H130ZM174 77V76H173ZM10 78V77H9ZM35 78H36V76H35ZM100 78H101V76H100ZM264 78V77H263ZM28 79V78H27ZM68 79V78H67ZM70 79V78H69ZM82 79V82H81V80H80V82H81V86H82V84L84 83V82H86V80H87V78H85V76L83 77V78H81ZM85 79V80H84ZM93 79V78H92ZM124 79V78H123ZM183 79V78H182ZM10 80V79H9ZM168 80H169V78H168ZM17 81V82H18ZM24 82H25V80H23ZM30 81H31V79H30ZM33 81L35 82V80L33 79ZM32 81V82H33ZM48 81H49V79H48ZM72 82L73 83V80L71 81V79L70 80H68V82ZM78 80H76L75 82H77ZM178 81V80H177ZM190 81V80H189ZM11 82H12V80H11ZM21 82H19V83H21ZM24 82H22L21 84H23ZM28 82H29V80H28ZM28 82H25L24 83V85H23V87L26 85V83L28 84ZM32 82H29V83H31L30 85L32 86ZM34 82H33V85L36 87L37 85H35V84H37V83H35L34 84ZM88 82V81H87ZM98 82V81H97ZM106 82H108V81H102V84L104 85V86H106L107 85V83ZM170 82V81H169ZM173 82V81H172ZM180 82V81H179ZM2 83H5V82H2ZM10 83V82H9ZM9 83H5V84H9ZM13 83V82H12ZM106 83V84H105ZM108 83H110V85H109V87L111 86L112 87V89H116L117 90V88H118V90H119V93L120 92H122L121 90L122 89H119V87L118 86H115V84L113 85L112 84V82L109 80V82ZM165 83V82H164ZM187 83V82H186ZM261 84H263L262 83V81L260 82ZM46 84H48V83H46ZM74 84L75 83H73V87H74ZM77 84H79V82L77 83ZM112 84V85H111ZM174 84V83H173ZM187 84H189V83H187ZM191 84V83H190ZM1 85V84H0ZM12 85V84H11ZM80 85L79 86H77V88L78 87H80ZM125 85H127V86H125V87H128V88H130L131 86H129V84H126L125 83ZM170 85V84H169ZM184 85H185V83H184ZM3 86V85H2ZM1 86V87H2ZM5 87H7V85H4ZM28 86H29V84H28ZM39 86V85H38ZM48 86H49V84H48ZM83 86H84V84H83ZM97 88H99V86H101V85H98V84H96L95 85ZM5 87H2V88H5ZM12 87V86H11ZM10 87V88H11ZM27 87V86H26ZM60 87V86H59ZM106 87H108V86H106ZM114 87V88H113ZM132 87H134V86H132ZM200 87V86H199ZM8 88V87H7ZM7 88H5V89H7ZM13 88H14V86H13ZM18 86L16 87V89L14 90V91H16V93L15 92H13L15 95L16 94H19L20 92H18ZM30 88V91H31V89H32V87H29ZM29 88L27 87V90H28V94H29ZM36 88H38V87H36ZM35 88V89H36ZM39 88H40V86H39ZM38 88V89H39ZM49 88V87H48ZM76 88V89H77ZM81 88V87H80ZM136 88V87H135ZM162 88V87H161ZM185 88V87H184ZM193 88V87H192ZM9 89V88H8ZM35 89L33 90V91H35ZM38 89H36V91L38 90ZM76 89H73L74 91H77V93L79 92L78 90H81V89H78V90H76ZM89 89V88H88ZM88 89H86V93H88ZM131 89V88H130ZM140 89V88H139ZM156 90H157V97L159 96L158 94V90H160V89H157V88H155ZM155 89L153 90L154 92H155ZM166 89V88H165ZM171 89V88H170ZM170 89H168V90H170ZM177 89H182V88H177ZM40 90V89H39ZM116 90L114 91V90H112V93H118V91L116 92ZM133 90V89H132ZM137 90V89H136ZM136 90H133L134 91V93H135V91ZM167 90V89H166ZM166 90H164V91H166ZM168 90H167V92H168ZM173 90H175V89H173ZM183 90V89H182ZM190 90H191V88H190ZM9 91H10V89H9ZM12 91H13V89H12ZM46 91V90H45ZM43 92V94L44 93H47V92ZM148 91V90H147ZM146 91V92H147ZM180 91V94H178L179 95V97H178V99H180V96H182L183 95V97H184V94H183V92L184 91H181V90H179ZM208 91V90H207ZM2 92H4V90L3 91H0V93H2ZM11 92V91H10ZM38 92V91H37ZM40 93H41V91H39ZM50 92V91H49ZM162 92V91H161ZM167 92H163V93H167ZM175 92H176V90H175ZM202 92V91H201ZM27 93H25L24 95H27V97H25L24 95H23V97L24 98H26V101H28L27 100V98H28V94ZM31 93H32V91H31ZM66 93H68V91L66 92ZM80 93V92H79ZM78 93V94H79ZM118 93V94H119ZM141 93H144L143 91H141ZM150 93V92H149ZM176 93H178V92H176ZM182 93V94H181ZM185 93H187V92H185ZM189 93V92H188ZM205 93V92H204ZM4 94V93H3ZM14 94H12V95H14ZM22 93H20L19 95H21ZM83 94V93H82ZM118 94H116V95H118ZM137 94V93H136ZM152 94H154V93H152ZM156 94V93H155ZM154 94V95H155ZM190 94V93H189ZM192 94V93H191ZM12 95H7L8 96V98H7V96H2L3 98H1L2 100H4V99H9V97H11ZM30 95V94H29ZM51 95V94H50ZM67 95H69L70 96V94L68 93ZM103 95V94H102ZM113 95H115V94H113ZM120 95L121 94H119L118 96H119V98H120ZM137 95H139L140 97L142 96L141 94H137ZM147 95V94H146ZM146 95H144V96H146ZM161 95V94H160ZM169 97L168 98H171V99H174V97H173V95L172 94H167ZM171 95V96H170ZM187 95V94H186ZM185 95V96H186ZM43 95L42 94H40L39 96H38V98L40 97H42ZM69 96H67L68 98H70ZM79 96V95H78ZM81 96V95H80ZM109 96H110V94H109ZM122 96V95H121ZM143 96V97H144ZM176 96V95H175ZM205 96V95H204ZM1 97V96H0ZM15 97V96H14ZM22 97V96H21ZM22 97V98H23ZM32 96L30 95V98H31ZM35 97V96H34ZM77 97V96H76ZM101 97V96H100ZM110 97H112V94H111V96ZM110 97H109V99H110ZM115 97V96H114ZM18 98V97H17ZM17 98L15 99V100H17ZM23 98V99H24ZM39 98V99H40ZM53 98V97H52ZM51 98V96H50V99H51V101L53 100L54 101V99H52ZM123 98V97H122ZM137 98V97H136ZM145 98H147V97H145ZM161 98V97H160ZM159 98V100H157V98H156V100L157 101H162V102H164V100H167V97H163V98H161L160 99ZM186 98V97H185ZM194 98L196 99V100H198L199 98H202V96H198V97H196V96H194ZM198 98V99H197ZM207 98V97H206ZM11 99H14V98H11ZM29 99V98H28ZM33 99V98H32ZM32 99H29V100H32ZM37 99V98H36ZM39 99H37V100H35V99H33V100H35L36 101V103L37 102H39V103H37L38 105L40 104V101H42V100H40L39 101ZM67 99V98H66ZM72 99V98H71ZM71 99H69V100H71ZM113 99H115V98H113ZM113 99L111 100V101H113ZM117 100H118V97L116 98ZM142 97L139 99L141 102H142ZM150 99V98H149ZM154 99V98H153ZM151 100V101H143L144 103H147L148 104V102L150 103H155L156 101L155 100ZM1 100V101H2ZM5 100V101H6ZM21 100V99H20ZM74 100V99H73ZM73 100H71V102L73 101ZM125 100H127V101H125ZM145 100V99H144ZM146 100H148V99H146ZM185 100H187V99H185ZM202 99H200L199 101H201ZM9 101V100H8ZM8 101H6V103L8 102ZM14 101V100H13ZM129 101V102H128ZM138 101V100H137ZM140 101H139V103H140ZM155 101V102H154ZM161 101H160V104H162L161 103ZM170 100L168 99L167 101H166V103L169 105H165L164 106V104H162L161 106H159L158 108H156V105L159 103V102H156L154 105H153V103L151 104H149V105H145L146 106V108L145 109H143V107H141V108H137V104H135V103H131L130 102V99L128 100V99H125L124 98V100L123 99H119L118 101H114V102H112L111 104H112V107H108V106H106V105H104L103 104V109L105 110V108H109V109H111V110H113L112 112L113 113H115L114 112V110H117L116 112H117V114H119L120 115V113H122L125 117H126V119H123V120H128V121H130L131 120V118H134V120H131V121H134L135 122V120L137 121V119H138V123H139V126H136V125H138L136 122V125L135 126H133L132 127V124H130V122H128L129 124L127 125L126 124V126L125 127H127L128 129L129 128H131L132 127V129L128 132V129L127 128H125L124 126L122 127V122L121 123H119V125L122 127V128H120L115 122V117H114V115L115 114H113L112 113V115L111 114H109L110 112L109 111H111V110H109V109H107V110H105L104 112H103V110L101 111V113L103 114V115H101L100 116V118L102 117V116H105L104 117V120H102V122H101V119L103 118H101L100 119V122L101 123H103V121H105V123H103L104 124V129H100L99 130V125L98 126H96V124L93 126H91L90 125V127H88V129H86V131L87 132H84V130H82V128L81 127H83L81 124V126L79 125V122H78V124L75 122V124H74V126H78V128H76V127H72V129L74 130V132L76 131V130H80L79 132H81V133H79V134H82V132H83V135L86 137V136H88L89 134H90V132H91V130L93 129V130H95V129H97V130H95L94 132H96V131H99V133H100V131L102 132V133H100V134H98V132H96L97 133V137L95 136V138H93V140H92V138H90V136L89 137H86V138H88L87 140H85L81 145H80V147L78 148H75V146H72L73 148H74V151L71 149V150H69V149H67V148H63L62 146H65L66 144H68V143H66L65 141H64V139H62V138H60V137H63L62 135L61 136H59V135H57V134H55V133H58L59 134V132H57V131H55V133H53V135H57L56 137L58 138V139H52V137H49V140L50 141H43V140H41V141H43V142H40V140H37L36 141V138L37 139H39L38 137L39 136H37V137H34V136H29V134L30 133H24V131L21 133V131L22 130H20V127L22 126V125H20V127H18V128H16V130L18 131V130H20V133H16V134H14V135H10L9 134V136H7V137H9V138H6V135L5 136H0V146L2 147V150L4 149L3 147H5L6 148V151L7 150H9V152L7 153V154H3V153H6V152H2V153H0V264H155V262H153V261H156V264H159L158 263V261L156 260V259H161L160 258V256H161V254H160V256H158L157 254H156V252L153 254V252L155 251V247H156V245H155V247H154V244L152 243L154 240H156V239H154L153 237V239H151V237L147 240V238H148V235H152L153 234V232H150L149 231V228L151 227V225H153V227L156 225L155 223V225L153 224V221H151L152 219L150 218V219H148V220H150V224H149V221L147 220H144L143 221V219H145V218H143L142 216V214L143 213H141L142 211H144L145 210V213H144V217H145V215H146V217H152V216H150L151 214H153V213H156L155 212V210L158 212V214L159 215H157V213L155 214V215H157V216H160L161 218H164V219H162V220H165V219H167V220H173V221H175V222H177L178 223V225L179 224H181V225H179V226H182V225H184L187 229L190 227V229H192L191 228V226L192 227H197L198 229H200V227L199 226H201V224L200 223H202L201 222V220H198V223H197V218L199 217L200 219H202L200 216L201 215H203V214H199V213H201L200 211H201V209L202 210H205L206 211V215H208V214H210V215H208V217L207 218H205L206 219V221L208 220V218H210L213 214H214V210L213 209H215L216 208V210L218 211V212H221L220 213V215L218 214V216L220 217L221 216V214H222V212H223V210H225V211H228L230 208H229V206H228V202L222 197L223 196V194H226L227 195V193L224 191V188H227L228 186H226L227 184L225 183L224 184V188H222L223 187V185H222V183H221V181H220V179L222 180V177H224L223 179H225V181H226V174L227 175H233L234 173L232 172V171H227L226 172V170L227 169H230V167L232 166H229L228 167V164L227 163H229V162H225L226 164V166H225V168L226 167H228V168H224L225 170H223V171H225L226 172V174L224 175V174H222V173H220V169H219V171H218V173L216 174V175H221L222 177L220 178V177H216V180L213 182V183H211L210 182V180H208L206 177H205V173H203L201 170H202V165L201 164H199V165H196V166H194L195 165V163L196 162H191L192 164H190V168L188 167H186V164H187V162H188V164H189V161H187V160H189V158L187 157L188 155H190L189 157H195V154L193 153V152H191V153H186L187 151H185V154H184V152L182 151L183 149H181L180 147H178L177 148V150L179 149V150H181L182 152L181 153H176V151L174 150V145H167L165 142H166V136H167V134H166V131L168 130V128L167 127H165L164 128V126L166 125V124H164L165 122V119H168L169 117H167V118H165L164 117V114H166L167 112H168V109L171 111V113H173V111L174 110H176V109H173V108H176V107H178L177 109H178V112H179V110L181 111L182 110V108L181 107H185V106H183V103H182V101L180 100L179 101V103L178 104H174V103H171V101L169 102ZM175 101H178L177 99L175 100H173V102H175ZM199 101H195V102H199ZM206 101V100H205ZM18 102V103H17ZM55 102V101H54ZM70 102V103H71ZM85 102L87 103V102H91V101H86L85 100ZM84 102V103H85ZM101 102V101H100ZM180 102H181V104H180ZM194 102V101H193ZM194 102V103H195ZM208 102V101H207ZM6 103H4L5 105H6ZM9 103V102H8ZM16 103V104H15ZM15 106L13 105V107L17 110V108H16V105L20 108V105H19V101H15ZM29 103H31L30 105H32V109H30L31 111H33V110H35V111H37V109H36V106L34 107V101L33 102H31V101H29ZM28 103V104H29ZM33 103V104H32ZM170 103V104H169ZM190 103V102H189ZM218 103V102H217ZM222 103L223 102H221V104L220 105H222ZM79 104V103H78ZM81 104H83V102H82V100H81ZM89 104V103H88ZM87 104V105H88ZM91 104V103H90ZM89 104V107L91 106ZM141 104H143V103H141ZM193 106H195L193 103H191ZM197 104H199V103H196V105ZM201 105H202V103H200ZM224 104V103H223ZM12 105V104H11ZM94 105V104H93ZM95 105H96V103H95ZM159 105V104H158ZM157 105V106H158ZM173 105V106H172ZM174 105H176V107L174 106ZM182 105V106H181ZM217 105V104H216ZM2 106V105H1ZM81 106V105H80ZM97 106V105H96ZM100 106H101V103H100ZM106 106V107H105ZM141 106H143V105H141ZM153 106H155V108L153 107ZM171 106H172V108H171ZM180 106V107H179ZM198 106H200V105H198ZM203 106H204V109H206V110H202V112L204 111L205 113H211L210 111H209V109H211L210 108V106L206 103L205 105L203 104ZM203 106H202V108H200V109H203ZM209 108H208V107ZM4 107V106H3ZM2 107V108H3ZM13 107H10L11 109L13 108ZM105 107V108H104ZM153 107V108H152ZM171 109H173V110H171ZM13 108V109H14ZM35 108V109H34ZM42 108H44V107H41V108H39V110L38 111H40V110H42ZM91 108V107H90ZM93 108V107H92ZM91 108V109H92ZM113 108V109H112ZM179 108H181V109H179ZM199 108V107H198ZM218 108V107H217ZM226 108V107H225ZM230 108V107H229ZM229 108H227V110L229 109ZM1 109V108H0ZM10 109V110H11ZM13 110V112L12 113H14L13 114V116H15V115H17L16 113H20V110L18 109L17 110V112H16V110ZM25 109H26V107H25ZM73 109V108H72ZM85 109V108H84ZM96 109V108H95ZM95 109H93V110H95ZM207 109H208V111H207ZM224 109V108H223ZM222 109V110H223ZM2 110V109H1ZM109 110V111H108ZM28 111V112H27ZM27 111H26V116H31L30 115V113L32 114L33 112H31V111H29L28 109H27ZM75 111H77L76 109H75ZM97 111V110H96ZM99 111V110H98ZM120 113H119V112ZM187 111H189V110H187ZM207 111V112H206ZM44 112H45V110H44ZM77 112H81V111H77ZM89 112V111H88ZM185 113H186V111H184ZM190 112V111H189ZM197 112H201V111H197ZM2 113V112H1ZM38 113V112H37ZM37 113H33V114H37ZM39 113H41V112H39ZM60 113V112H59ZM62 113V112H61ZM61 113L59 114V116L60 117H62L61 116ZM74 113V112H73ZM73 113H72V115H73ZM76 113V112H75ZM92 112H90V114H91ZM175 113H177V110L175 111ZM174 113V114H175ZM185 113H182L181 112V115H183L184 117H185ZM188 113V112H187ZM186 113V115H188ZM193 113V112H192ZM86 114V113H85ZM96 114V113H95ZM168 114V113H167ZM166 114V115H167ZM174 114H171V115H173L172 117L173 118H175V117H177L178 115H180V114H176V116H174ZM214 114V113H213ZM94 115V114H93ZM110 115L112 116L111 118H110ZM180 115V116H181ZM190 115H192L191 113H190ZM204 116H205V114H203ZM3 116V115H2ZM20 117H19V119L20 118H22L21 116L22 115H19ZM33 116V115H32ZM31 116V117H32ZM38 116L40 117V115L38 114ZM87 116V115H86ZM92 116V115H91ZM107 116H109V117H107ZM122 116V115H121ZM167 116H169V115H167ZM183 116H182V119H183ZM198 116H200V115H198ZM203 116V117H204ZM207 116H208V114H207ZM212 115L211 114H209V117H206V119L207 120H210L211 121V123L213 122V119L212 118H210ZM11 117V116H10ZM30 117V118H31ZM44 118V116H41V118ZM80 117V116H79ZM107 117V120L105 119ZM130 117V118H129ZM189 116H187V117H185V118H188ZM201 117V116H200ZM202 117V119L204 120L205 118H203ZM213 117V116H212ZM38 118V117H37ZM62 118H64V117H62ZM82 118V117H81ZM92 118H93V116H92ZM97 118V117H96ZM96 118H95V120H96ZM135 118H137V119H135ZM171 118V117H170ZM180 118V117H179ZM184 118V119H185ZM198 118V117H197ZM214 118V117H213ZM216 118V117H215ZM7 119V118H6ZM27 119V118H26ZM77 119V117L75 118V120ZM85 119V118H84ZM91 119V118H90ZM89 119V120H90ZM98 119V118H97ZM164 119V120H163ZM172 119V118H171ZM201 119V120H202ZM205 119V120H206ZM212 119V120H211ZM217 119V118H216ZM215 119V120H216ZM16 120V119H15ZM21 120H23V119H21ZM29 120V119H28ZM40 120V119H39ZM38 119H37V122H40ZM65 120V119H64ZM63 120V121H64ZM74 120V121H75ZM83 120V119H82ZM81 120V121H82ZM175 120V119H174ZM177 120V119H176ZM175 120V121H176ZM204 120V121H205ZM8 121V120H7ZM6 120H5V122H7ZM19 121V120H18ZM36 121V120H35ZM44 121V120H43ZM85 121H88V120H85ZM84 121V122H85ZM181 121V120H180ZM203 121V122H204ZM227 121H228V119H227ZM20 122V121H19ZM18 122V123H19ZM22 122V121H21ZM31 122V121H30ZM41 122H42V120H41ZM70 122V121H69ZM83 122V121H82ZM91 122H95V121H91ZM207 122H209V121H206L205 123H207ZM226 122V121H225ZM244 122V121H243ZM4 123V122H3ZM16 123V122H15ZM24 123H26V122H24ZM23 123V124H24ZM36 123V122H35ZM34 123V124H35ZM71 123V122H70ZM87 123V122H86ZM90 123V122H89ZM96 123V122H95ZM173 123H175L176 124V122H173ZM172 123V124H173ZM182 123V122H181ZM185 122H183V124H184ZM214 123V122H213ZM227 123V122H226ZM229 123V122H228ZM17 124V123H16ZM20 124V123H19ZM42 124V123H41ZM45 124V123H44ZM61 124V123H60ZM77 124V125H76ZM92 124V123H91ZM164 124V125H163ZM187 124V123H186ZM185 124V125H186ZM208 124V123H207ZM210 124V123H209ZM217 124V123H216ZM216 124H214V126L216 125ZM25 125V124H24ZM84 125H85V123H84ZM174 125V124H173ZM204 125V124H203ZM226 125V124H225ZM49 127H50V125H48ZM53 126V125H52ZM52 126L49 128L50 129V131H54V130H52L53 128H52ZM79 126H80V128H79ZM129 126V127H128ZM174 126H176V125H174ZM206 126V125H205ZM231 126H232V124H231ZM240 126V125H239ZM237 127V129H236V131L234 130V132H232V133H238L237 132V130H238V128H240V127ZM38 128L40 127V125L39 126H37ZM44 127H46V129H47V125H45ZM67 127V126H66ZM85 127V126H84ZM84 127H83V129H84ZM135 127H137V129H133V128H135ZM216 127V126H215ZM236 126H234V128H235ZM3 128H5V126L3 127ZM26 128V127H25ZM41 128H43L42 126H41ZM52 128V129H51ZM57 128H59V124H58V127ZM71 128V127H70ZM202 128H206V127H202ZM210 128V127H209ZM30 129V128H29ZM36 129V128H35ZM40 129V128H39ZM38 129V130H39ZM71 129V130H72ZM153 129H156V130H158V131H160L161 132V134H159L158 133V135L157 136H155V135H153L154 133H153ZM166 129V130H165ZM175 129H176V127H175ZM228 129H229V126H228ZM228 129H226L227 131H228ZM8 130V129H7ZM7 130H5L4 129V131H7ZM41 130V129H40ZM55 130H56V128H55ZM70 129H68L67 128V131H69ZM93 130H92V132H93ZM103 130V131H102ZM173 131V129H170L169 130V132L170 131ZM1 131H3V130H1ZM32 131V130H31ZM60 131V130H59ZM90 131V132H89ZM133 131V132H132ZM175 131H177V130H175ZM217 131V130H216ZM222 131V130H221ZM232 131V130H231ZM8 132V131H7ZM28 132V131H27ZM29 132H30V130H29ZM33 132V131H32ZM31 132V133H32ZM52 132H51V135H52ZM70 132V131H69ZM69 132H67V133H69ZM91 132V133H92ZM205 132V131H204ZM241 132V131H240ZM9 133V132H8ZM23 133H24V135H23ZM87 133H89L88 135H87ZM127 133V134H126ZM128 133H131V134H129L128 135ZM215 133V132H214ZM43 134V133H42ZM70 134V133H69ZM86 134V135H85ZM175 134V133H174ZM204 134H206V132L204 133ZM50 135V132H49V136H51ZM67 135V134H66ZM65 135V136H66ZM71 135H72V133H71ZM71 135H69V140H73L74 139V136H73V138L72 137H70ZM96 135V134H95ZM127 135H128V138H127ZM171 135V134H170ZM170 135H168V138H169V136ZM210 135V134H209ZM212 135V134H211ZM239 135V134H238ZM245 135V134H244ZM59 136V137H58ZM175 136H176V134H175ZM213 136V135H212ZM235 136H237V134L235 135ZM84 137V138H85ZM92 137H94V136H92ZM197 137V136H196ZM202 137H203V135H202ZM206 137V136H205ZM230 137V136H229ZM61 140H63V141H61ZM66 138V137H65ZM85 138V139H86ZM125 138H127V140L128 139H130V141H131V146L129 147V148H127V147H124L125 145H121L120 143H121V141L123 140V141H125L124 139ZM135 138H139V141H141V140H143V142H144V145H140V144H133V140L135 139ZM186 138V137H185ZM190 138H192V137H190ZM190 138H186V139H184V141L185 140H187V139H190ZM199 138V137H198ZM201 138V137H200ZM232 138V137H231ZM234 138V137H233ZM238 138V137H237ZM240 139H241V136L239 137ZM173 139V138H172ZM180 139V138H179ZM178 139V141L181 143L180 144V146H183L184 147V141H182V139L181 140H179ZM210 139V138H209ZM114 140V141H113ZM170 140V139H169ZM213 140V139H212ZM208 141V140H207ZM238 141V140H237ZM112 142H114V147L116 146V150H117V147H118V145H120V146H122L123 147V150L121 149V151L119 152V149H118V151H116L115 152V149H113L112 147H111V144H112ZM126 142V141H125ZM142 142V141H141ZM220 142H222V141H219V143ZM66 143V144H65ZM78 143H80V139H79V141H78ZM140 143V142H139ZM178 143V142H177ZM212 143V142H211ZM219 143H217V145L216 146H218V144ZM237 144H239L238 142H236ZM65 144V145H64ZM72 144H73V142H72ZM71 144V145H72ZM116 144V145H115ZM118 144V145H117ZM122 144H124V142L122 143ZM173 144V143H172ZM183 144V145H182ZM213 144V143H212ZM211 144V145H212ZM221 144H223V143H221ZM235 144V143H234ZM130 145V144H129ZM178 145V144H177ZM58 146H60V147H62V148H60V149H58ZM206 146V145H205ZM214 146V145H213ZM0 147V148H1ZM40 147V149L41 150H43V153H39V152H36L35 150L34 151H29V149H36V148H39ZM56 147V148H55ZM215 147V146H214ZM222 147V146H221ZM9 148V149H8ZM55 148V149H54ZM197 148V147H196ZM200 148H202L201 146H200ZM204 148V147H203ZM209 148V147H208ZM207 148V149H208ZM56 149H58L59 151H56ZM77 149V150H76ZM197 149H199V147L197 148ZM76 150V151H75ZM185 150V149H184ZM188 150V149H187ZM233 150V149H232ZM4 151V150H3ZM53 151H55L56 153H54ZM142 151V157L141 158H137L136 156H135V153L136 152H138L139 154H140V152ZM201 151V150H200ZM205 151V150H204ZM1 152V151H0ZM57 152H59V153H57ZM70 152H76V158L74 159V158H72V159H74V160H72V159H70L69 157H67L68 156V154L70 153ZM118 152V153H117ZM188 152H190V149H189V151ZM115 153H117V154H115ZM183 153V154H182ZM192 153H193V155H192ZM202 153V151L201 152H199L198 150H197V154H196V161L198 160L199 162L202 160V162L201 163H204V162H206V160H204V158H202V159H198V158H201V156H204L205 154H202L201 156H197V155H200V154ZM216 153V152H215ZM214 153V154H215ZM188 154V155H187ZM67 155V156H66ZM141 155V154H140ZM72 157H73V155H72ZM217 157V156H216ZM221 157H223V156H221ZM69 158V159H68ZM186 158H188L187 160H186ZM213 158H215V157H213ZM205 159H207L208 160V158H205ZM217 159V158H216ZM106 161V162H104V161ZM109 160V161H108ZM104 162V164H102L103 162ZM233 161V160H232ZM108 162V163H107ZM221 162H223V161H221ZM208 163H210L209 161H207L206 163H204V164H206L205 165V169H206V167L208 166L207 164ZM105 164H107L106 166H104ZM197 164V163H196ZM203 164V165H204ZM211 164V163H210ZM217 164V163H216ZM224 164V163H223ZM231 164H232V162H231ZM191 165H193V166H191ZM218 165V164H217ZM234 165H235V163H234ZM210 166V165H209ZM172 167V168H171ZM191 167H193V168H191ZM215 167V166H214ZM233 167V166H232ZM240 167H242V166H240ZM172 169V171H170L172 174H171V176H169L168 174L169 173H167V169ZM183 168V169H182ZM194 169V170H191L192 172L193 171H195V174H196V172L197 171H199V172H197L198 173V175L199 176H196L194 173L192 174V172L190 171V173H191V182H192V186H188L189 185V183L188 182H186L187 181V178H189V176L190 175H188V174H185V173H189V171L188 172H186L185 171V169ZM218 168V167H217ZM181 169V170H180ZM196 169H198L197 171H196ZM210 169H212V170H214L213 168H210ZM209 168L208 169H206L205 171H207V173H208V170H210ZM223 169V168H222ZM221 169V170H222ZM235 169V168H234ZM184 170V171H183ZM212 170H210L211 172H212ZM216 170V169H215ZM214 170V171H215ZM173 171H174V173H173ZM209 171V172H210ZM214 171L212 172V173H214ZM217 171V170H216ZM224 172V173H225ZM230 172V173H229ZM240 172V175L241 176H239L238 177V173ZM238 173H237V178H236V175H235V178H236V180L237 179H242V181H243V176L245 175L246 176V174L244 173V172H241V171H239ZM220 173V174H219ZM214 174V176H216ZM236 174V173H235ZM243 174V175H242ZM248 174V173H247ZM212 175V174H211ZM208 176V175H207ZM170 177H172L173 179H175L174 181V185L171 187L170 186V188L171 189H168L167 188V184H168V180L170 179ZM247 177V176H246ZM214 178V177H213ZM228 178H229V176H228ZM171 180V179H170ZM245 180V179H244ZM228 181V180H227ZM231 181V180H230ZM238 181V180H237ZM239 181H241V180H239ZM223 183H224V181H222ZM103 183V184H102ZM186 183H188L187 184V186H186ZM228 183H230V182H228ZM99 184H102V186L103 187H99L98 185ZM239 184H242V183H239ZM243 186V187H242ZM249 186V185H248ZM238 187H240V189H242L243 190V188H244V185L242 184V185H238ZM242 187V188H241ZM251 187H249V189H250ZM239 189V188H238ZM245 190L247 191L248 189H244L243 191H241V190H237V191H240L241 193H242V195H243V193L245 192ZM252 189H250V191H251ZM213 192V193H212ZM225 192V193H224ZM251 192H255V190L253 189V191H251ZM234 193L235 192H233V194L232 195H234ZM236 193H238V192H236ZM235 193V195H237ZM239 194V193H238ZM246 194H247V192H246ZM255 194H257V193H255ZM209 195H210V198H212L213 197V195H214V197H216V203H218V201L220 200V202L222 201V200H225V201H222V203H224V204H226L227 203V205H225L226 207L228 206V208H222L221 206H218L217 204L215 205V207L214 206H212V204L213 203H211V204H209L211 201H209ZM228 196V195H227ZM239 196H241V195H239ZM238 196V197H239ZM244 196V195H243ZM224 197H225V195H224ZM233 197H235V196H233ZM237 196H236V198H238ZM242 198H244V197H242ZM214 199V198H213ZM222 199V200H221ZM233 200H235L234 198H233ZM237 200V199H236ZM243 200V199H242ZM223 204V205H224ZM88 205V206H87ZM242 205V204H241ZM243 205H245L244 204V202H243ZM128 207L130 210H132V208H133V212L131 213L130 212V210H128V208H126V209H124L123 207ZM130 206H132L131 208H130ZM135 206V207H134ZM224 206V207H225ZM238 206H236V209H238L237 208ZM241 207H243V206H241ZM241 207H239L240 209H241ZM134 208H135V210H134ZM123 209V210H122ZM138 209V210H137ZM139 209L141 210V212L139 211ZM244 209H246V208H242V210H244ZM254 209V208H253ZM131 213V214H133V213H135V215H136V219H135V217H133V216H135V215H133V216H131L130 215V213H128V211ZM148 210L150 211V210H153V211H150V214H146L147 212H148ZM213 210V211H212ZM231 210H232V208H231ZM241 210V211H242ZM121 211L123 212L124 211V213H125V215H126V213H128L127 215H129V216H125L124 215V213H121ZM125 211H127V212H125ZM138 211V212H137ZM147 211V212H146ZM185 211V212H184ZM211 211L213 212V214L211 213ZM233 211V210H232ZM240 211V212H241ZM175 212H177V214L175 215ZM199 212V213H198ZM236 212V211H235ZM234 212V213H235ZM136 213H138V215L136 214ZM149 213V212H148ZM226 213V212H225ZM123 214V215H122ZM198 214H199V216H198ZM236 214V213H235ZM254 214V213H253ZM154 215V216H155ZM223 215H224V213H223ZM141 217V219L142 220H139L140 219V217ZM156 216V217H157ZM162 216H164V217H162ZM226 217H227V215H225ZM138 217H139V219H138ZM160 217H158V218H160ZM205 217V216H204ZM249 217V216H248ZM254 217V216H253ZM157 218V219H158ZM222 217H220V218H218V220H220L221 222L222 221H225L224 219H221ZM223 218H224V216H223ZM204 218L202 219V221L203 222H205V224H206V221H204L205 220ZM154 220V219H153ZM196 220V221H195ZM210 220L211 219H209L208 221H207V223H210ZM132 221V222H131ZM181 222V223H179V222ZM183 221V222H182ZM232 221V220H231ZM262 221V220H261ZM162 221L161 220H158V224L159 223H161ZM168 222H170V225L172 224V221H168ZM186 222V223H185ZM145 223V224H144ZM148 225H147V224ZM176 223V224H177ZM182 223H184V224H182ZM190 224L191 223V225H188V224ZM165 224V223H164ZM200 224V225H199ZM203 225H204V223H202ZM232 224V223H231ZM260 224L261 223H259V226H260ZM145 225H147L149 228H148V232H146V229H147V226L145 227ZM162 225V224H161ZM174 225V224H173ZM187 225V226H186ZM202 225V226H203ZM210 225V224H209ZM158 227H156V228H158L157 230H159V225H157ZM205 226V225H204ZM206 226H208V224H206ZM206 226L204 227V228H206ZM228 226V225H227ZM126 227H128V229L126 228ZM140 227H142V229L144 228V234H147V233H152V234H148V235H144L146 238H142L141 236H140V234H139V232H136L137 230H138V228H139V230H141L140 229ZM153 227H151V229H153ZM165 227V226H164ZM167 227V226H166ZM168 227H169V224H168ZM215 227V226H214ZM225 227H226V225H225ZM155 228V229H156ZM186 228H185V230H186ZM211 228H212V226H211ZM211 228H209L210 230H209V232H212V229ZM222 228V227H221ZM227 228V227H226ZM228 228H230V227H228ZM227 228V229H228ZM170 229H172V228H170ZM169 229V230H170ZM181 229H183V228H181ZM196 229V228H195ZM198 229H196L198 232H200ZM227 229H226V231H227ZM173 230V233H172V235L174 234V233H178V232H180L178 229H177V227H176V229L175 228H173L172 229ZM172 230H170V231H172ZM174 230H178V232H174ZM195 230V231H196ZM206 230H208V229H205V231ZM230 230V229H229ZM237 230V229H236ZM235 230V231H236ZM152 231V230H151ZM154 231V230H153ZM170 231H168V233L170 234ZM182 231H184V229L182 230ZM192 231V230H191ZM193 231H194V229H193ZM219 231H220V229H219ZM223 231V230H222ZM225 231V232H226ZM155 232V231H154ZM157 232V231H156ZM207 232V231H206ZM204 233L205 234V236H204V238H206V236L207 235H211V234H214V233H211V234H207V233ZM224 232V233H225ZM157 233H159V231L157 232ZM181 233V232H180ZM186 233V232H185ZM227 233V232H226ZM235 233H239V235H240V232H235ZM156 234V233H155ZM166 234V233H165ZM179 234V233H178ZM187 235H190V234H188V232L186 233ZM200 235H201V233H199ZM231 235H233V232L232 233H230ZM160 235H161V233H160ZM160 235L158 236V237H160ZM167 235V234H166ZM171 235V234H170ZM171 235V236H172ZM180 235H183L182 233L180 234ZM178 236V239H180V237L181 236H179V235H177ZM241 236V235H240ZM142 238L143 240H144V242L146 241V244L147 243H149V246L150 247H153V248H150V249H153L152 250V253H151V251H150V249H148L146 252H148V253H150L151 255L153 254V258H151V259H148L147 257H145L146 256V252H144L145 250H146V248L148 247H143L142 245L141 246H139V242H137L138 240H139V238ZM157 237V238H158ZM162 237V236H161ZM191 237H194V235L193 236H191ZM218 237L219 236H215V238L212 236V238H213V241H211L209 238V240L210 241H208V239H207V241H204V240H202L200 237H199V235L197 236V238H196V235H195V238H196V240H194V239H190V241H186L187 243H189L188 245L190 246V245H192V248H194V249H201L202 251H205V253H207L208 254V256L209 257H214L215 256V258H213L214 260L217 258V260H218V258L220 257L221 258V260L222 259H224V258H222V257H229V256H240V257H245V259L247 258V257H249L250 258V260H249V262L248 261H246L245 259L243 260V259H241V262L240 263H242V260L243 261H246L245 263H243V264H264V258H259V256H261V257H264V237H257V236H255L254 238H250V239H248V238H244V239H241V237H240V239L237 237V239H233V237H235V235L232 237V239H228V238H230V237H225V239L226 240H220V239H218ZM140 238V239H141ZM165 238V237H164ZM173 239H175L176 237H175V235L172 237ZM198 238H200V240L198 239ZM211 238V239H212ZM220 238V237H219ZM221 238H223L224 239V236H221ZM142 239L140 240L141 242H142ZM146 239V240H145ZM173 239H172V241H173ZM217 239V240H216ZM181 240H183V238L181 239ZM185 240H186V238H185ZM185 240H184V242H185ZM188 240V239H187ZM178 242V241H177ZM182 242V241H181ZM156 243V242H155ZM186 243V244H187ZM153 246H152V245ZM148 245V244H147ZM178 245V244H177ZM176 245V246H177ZM180 247H182V246H180ZM179 247V249H181ZM188 247V246H187ZM145 248V249H144ZM185 249H186V247H185ZM189 249H190V247H189ZM162 249H160L159 251L162 253V251H161ZM167 250H169L168 248H167ZM190 251V250H189ZM159 252V253H160ZM181 252H183V250L181 251ZM180 252V253H181ZM185 252V251H184ZM194 252L195 253H193V254H196V252H198L197 250L195 251L194 250ZM187 253V252H186ZM199 253V252H198ZM197 253V254H198ZM159 257H157L156 255ZM168 254V253H167ZM167 254H164V255H167ZM184 254V253H183ZM191 254V253H190ZM163 255V254H162ZM201 255V254H200ZM206 255V254H205ZM212 255V256H211ZM149 256V255H148ZM170 256V255H169ZM168 256V258H170ZM173 256V255H172ZM234 256V257H235ZM166 257V256H165ZM184 257V256H183ZM196 257V256H195ZM233 257V258H234ZM189 258V257H188ZM173 259H175V257L173 258ZM187 259V258H186ZM200 259V258H199ZM211 259V258H210ZM236 260H238V261H240V259L238 258H235ZM177 260V259H176ZM172 260V257H171V259H169L167 262V264H180V263H178L177 261H179V260ZM189 260V259H188ZM196 260V259H195ZM202 262H203V258L202 259H200ZM219 261V262H222V263H224L225 261ZM205 261V260H204ZM159 262H160V260H159ZM188 262V261H187ZM186 262V263H187ZM198 262H200V261H198ZM208 262V261H207ZM215 262H216V260H215ZM237 262V261H236ZM165 263H166V261H165ZM188 263H191V261H189ZM216 263H218V262H216ZM162 264H164V263H162ZM182 264V263H181ZM201 264H203V263H201ZM204 264H206V262L204 263ZM215 264V263H214ZM221 264V263H220Z\"/></svg>", "mask_w": 264, "mask_h": 264}]
</instances>
